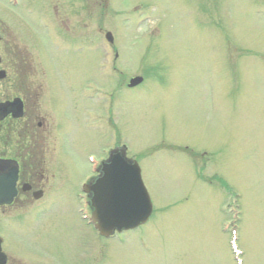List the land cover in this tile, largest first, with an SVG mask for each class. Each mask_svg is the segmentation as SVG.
<instances>
[{
    "label": "rangeland",
    "instance_id": "1",
    "mask_svg": "<svg viewBox=\"0 0 264 264\" xmlns=\"http://www.w3.org/2000/svg\"><path fill=\"white\" fill-rule=\"evenodd\" d=\"M3 16L10 98L31 93L28 110L71 146L48 152L45 217H1L19 264H235L221 230L235 200L245 264H264V0H0ZM112 104L115 128L101 114ZM117 138L143 162L156 213L104 239L76 192L87 155Z\"/></svg>",
    "mask_w": 264,
    "mask_h": 264
},
{
    "label": "flooded vegetation",
    "instance_id": "2",
    "mask_svg": "<svg viewBox=\"0 0 264 264\" xmlns=\"http://www.w3.org/2000/svg\"><path fill=\"white\" fill-rule=\"evenodd\" d=\"M10 38L7 19L0 20V72L6 71V76L0 77V102L10 100ZM37 94L34 93V97ZM24 102V113L21 118L14 119L11 115L0 119V161H17L18 181L17 194L9 203L0 206L1 212L6 216L24 218L37 214L42 200L52 199L53 181L48 168L47 155L52 146V127L45 114L29 111L28 105L32 95H19ZM15 121L19 127L18 135L10 138V123ZM28 128V133L26 132ZM27 138L30 139L27 144ZM41 191L42 194L39 192ZM40 193L38 196L36 194ZM8 252L7 264H12L13 259Z\"/></svg>",
    "mask_w": 264,
    "mask_h": 264
},
{
    "label": "water",
    "instance_id": "3",
    "mask_svg": "<svg viewBox=\"0 0 264 264\" xmlns=\"http://www.w3.org/2000/svg\"><path fill=\"white\" fill-rule=\"evenodd\" d=\"M111 38V37H110ZM142 81V77L131 80L130 85ZM13 112L15 116L22 113V104L14 102L0 105V113ZM112 153L110 162L105 164L104 172L90 186L93 192L92 204L94 217L100 221L104 234L111 233L115 228H129L145 221L152 210V204L142 186L140 171L136 163L126 157L124 151ZM16 179V170L12 171ZM7 176L3 177L4 179ZM5 260L0 247V264Z\"/></svg>",
    "mask_w": 264,
    "mask_h": 264
}]
</instances>
